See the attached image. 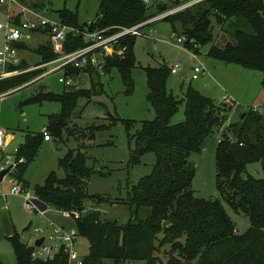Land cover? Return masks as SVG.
<instances>
[{"label": "trees", "instance_id": "1", "mask_svg": "<svg viewBox=\"0 0 264 264\" xmlns=\"http://www.w3.org/2000/svg\"><path fill=\"white\" fill-rule=\"evenodd\" d=\"M18 1L36 11L40 9L33 0ZM179 3L176 0V7L182 6L183 3ZM157 4L158 1L147 6L142 0H99L97 19L89 31L141 25L138 29L141 33L151 24L146 23L156 16L150 15L148 9ZM158 11L166 12L165 8ZM57 15L58 20L72 28L84 30L86 27V23L79 25L76 16L68 11ZM163 20L171 24L177 35L179 27V36L186 40L184 47L191 53L198 56L201 48L208 47L206 56L215 61L261 72L264 91V0H202ZM35 33L31 32L32 36ZM137 37L120 40L123 55L107 57L102 69L104 75L117 70L127 86V94L132 90L131 72L137 64L134 54ZM84 45L81 36L68 35L64 49L71 52ZM18 48L35 53L40 62L56 57L48 41H28L20 43ZM26 67L23 61L17 69ZM143 72L146 100L155 118L140 122L138 129L134 121L122 123L127 132L136 129L131 136L134 148L130 150L129 164H139L146 154H153L156 159L150 174L141 178L125 199L126 204L135 209L126 224L102 220L98 210H86L84 207L86 200L101 202L105 199L87 193V181L97 172L87 166L88 157L84 152L87 145L83 140L84 131H88V138L93 139V131L104 130V125L88 127L83 132L75 128L69 133L68 136H73L78 142V149L68 150L58 162L65 176L58 178L55 172H50L42 185L33 187L23 176L27 166L39 155L44 140L42 133H26L18 147L17 157H23L25 163L17 166V182L24 188H31L35 197L54 211L78 213L73 226L79 238L88 242L83 264H105L107 260L113 264H264V178L244 177L246 167L252 163H260L264 175V114L247 110L239 115L236 122L228 123L225 114L231 109L215 103L190 85L184 88L181 99L174 97L166 88L171 74L167 64L145 67ZM84 73L90 77L99 75L91 67L69 71L74 78ZM37 75L38 71L0 81V95ZM101 90L102 85L91 80L87 91L61 95L39 92L21 106L45 101L59 103V114L49 116L45 126L50 138L58 145L63 142V131L71 122L77 99L97 96ZM180 106H183L184 121L173 125L171 119ZM75 131L82 134L75 135ZM213 134H219L215 167L220 199L204 200L195 197L191 190L195 166L190 156L201 152ZM223 203L248 218L250 226L245 233L235 232L236 227ZM141 208L150 210L145 219L136 217ZM7 240L16 264H66L63 255L52 262L33 261L30 250L16 232ZM165 246L169 247L168 251L163 250ZM161 256L165 260H160Z\"/></svg>", "mask_w": 264, "mask_h": 264}, {"label": "rangeland", "instance_id": "2", "mask_svg": "<svg viewBox=\"0 0 264 264\" xmlns=\"http://www.w3.org/2000/svg\"><path fill=\"white\" fill-rule=\"evenodd\" d=\"M157 1L156 7L148 9L150 15L162 14L158 11L159 8L169 11L176 7V0ZM177 1L185 4L189 0ZM32 2L38 4L39 11L50 18L57 19L58 12L68 11L76 16L79 25L95 22L99 11V0H33ZM2 8L0 7V20L3 21ZM177 30L180 35L178 26ZM141 31L142 35L138 36L135 41L134 54L137 64L131 72L133 86L128 94L122 77L117 70H112L109 74H93L91 77L85 73L79 74L75 82L68 87L58 83V75H52L18 91L14 90L0 100V129L13 134L10 144L6 146V151L12 152L22 145L23 132L39 133L42 127L47 125L48 117L60 112V105L56 101L21 106V103L29 99L31 94L48 91L61 95L87 91L91 87V80L102 85V90L97 96L90 98L81 96L77 99L72 111L71 122L63 131V142L56 147L51 146L52 142L42 143L39 155L25 170L24 180L32 187L42 185L50 172H55L58 178H63L65 172L58 167L59 160L68 150L77 151L78 149V142L68 134L72 133L76 126V131L82 130L83 132L88 127L104 125V130L93 131V139L88 138L90 136L88 131H84L83 140L89 144L84 151L88 157L87 166L97 172L87 181V193L90 196L97 195L105 199L101 202L86 200L84 207L86 210H98L102 220L116 222L120 225L127 223L131 212L135 213V209L126 204L125 199L138 181L150 174L156 159L153 154H146L140 159L139 164H129L130 150L134 148L131 136L138 129L140 122L151 121L155 118L146 100L147 87L143 68L158 67L162 64L171 67L179 64L180 68L177 73L170 74L167 80V90L177 99H181L184 88L188 85L215 103L221 102L224 96L229 97L235 105L225 114L228 123L236 122L239 115L246 112L248 108L264 103L261 72L215 61L206 56L208 47L199 50L197 56L199 61H195L184 45L177 46L173 43L179 35L174 33L171 24L164 20L153 21ZM0 35L2 36L1 33ZM24 55L29 60L28 62L23 60L27 65L40 62L39 57L31 51H26V53L21 51L20 56L24 57ZM197 66H203L206 72L193 75L190 69ZM122 121H134L137 124L136 129L127 132ZM183 121V106H180L178 112L172 117L171 124L175 125ZM109 126L110 128H107ZM76 131L74 133L78 135ZM218 140L219 134H213L207 139L201 152L190 156L191 163L195 166L191 190L197 198L220 199L216 189L215 167V149ZM249 176L254 179L264 178L260 163H252L246 167L244 177ZM0 188L4 189L5 185ZM3 205L0 200V208ZM7 205V211L0 209V264H16L13 249L7 238L16 232L20 234L22 242L30 243L33 236L32 228L39 225V219L25 208L23 200L18 196H8ZM223 205L238 233H245L250 226L248 218L241 213H235L225 203ZM149 214L148 208H141L136 217L145 219ZM46 217L60 225L67 227L74 225L73 220L61 218V215L52 207H48ZM160 237L161 235H158V238ZM77 245L78 255L83 259L88 253V242L79 238ZM163 250L168 251L169 247L165 246ZM160 260H165V257L161 256ZM105 264L113 263L107 260ZM125 264H143V262H126Z\"/></svg>", "mask_w": 264, "mask_h": 264}, {"label": "built area", "instance_id": "3", "mask_svg": "<svg viewBox=\"0 0 264 264\" xmlns=\"http://www.w3.org/2000/svg\"><path fill=\"white\" fill-rule=\"evenodd\" d=\"M142 1L148 6L154 0ZM200 1L202 0H194L166 11L153 17L146 24L163 20ZM0 7H3L5 12L4 20L0 21V33L3 37V45L0 48V81L38 71L35 78L21 85L17 90L28 87L35 82L43 81L52 75H58V83L68 87L75 82V78L69 75V71L72 69L83 70L91 67L99 75H104L102 69L105 59L123 55L124 50L120 48V40L125 37L142 35L138 31L141 25L133 28L111 27L99 31H89L92 23L88 22L84 30L72 28L58 19L47 17L40 11L21 4L18 0H0ZM16 20L18 21L17 24ZM31 32L43 35L45 40L50 43L56 57L48 62H39L23 69H17L23 62L18 45L28 42ZM68 35L81 36L85 45L74 51L66 52L64 46ZM169 42L172 41L169 40ZM173 43L182 46L186 43V40L184 37L178 36L173 40ZM191 56L195 61H199L196 54L191 53ZM169 68L171 74H176L180 65L175 64ZM191 72L193 75L205 73L203 66L194 67ZM218 104L232 108L235 102L224 96ZM247 110L255 114H264V103L254 105ZM40 133H42L44 141L50 140L45 127L41 129ZM7 142V133L5 130L0 129V172L11 167L0 182V186L5 185L4 189L0 188V200L4 204L0 209L8 210V196H18L23 200L25 208L39 219V225L32 228L33 236L30 243H25L30 250L31 259L33 261L52 262L57 256L63 255L66 257V264H83V259L78 255L77 240L79 236L77 230L74 226L67 227L48 219L46 217L48 206L46 211L41 212L32 203L33 199H37L32 189L24 188L15 178L17 166L24 164L25 160L23 157H17L18 148H15L12 152L6 151ZM58 213L63 219L74 220L79 217L76 212L62 211ZM41 239L42 242L36 245Z\"/></svg>", "mask_w": 264, "mask_h": 264}, {"label": "crops", "instance_id": "4", "mask_svg": "<svg viewBox=\"0 0 264 264\" xmlns=\"http://www.w3.org/2000/svg\"><path fill=\"white\" fill-rule=\"evenodd\" d=\"M3 9V8H2ZM3 17H5V12H4V9H3V12H2V14H1ZM0 21H2V20H0ZM1 36V35H0ZM2 37V36H1ZM29 41H31V42H35V43H41V42H43V41H46L45 40V38H44V36L43 35H41V34H38V33H35L33 36H32V34H30V40ZM2 45H3V37H2V41H1V46H0V48L2 47ZM21 51H23L24 53H26V51L27 50H21ZM22 59L25 61V62H28L29 60H28V57H26V55H24V57H22ZM37 64V63H36ZM29 65V64H28ZM27 65V66H28ZM30 66V65H29ZM204 71L206 72V70L204 69ZM190 72H191V69H190ZM78 77V76H77ZM58 81V80H57ZM43 86H44V88H45V90H46V86H45V84H43ZM207 86H209V85H207ZM15 91H18L17 90V88L16 89H14ZM14 90H11V91H8L7 92V94H10V92H13ZM47 91V90H46ZM7 94H2V95H0V100H2L4 97H5V95H7ZM32 96V94L30 95V97ZM76 125V124H75ZM42 128H44V127H42ZM76 128H77V126H76ZM6 132V131H5ZM7 133V132H6ZM26 133H31V134H35V133H32V132H23V141H24V135L26 134ZM39 133H40V131H39ZM7 135H9L8 136V142H7V144H10V142H11V140H12V137H13V134H8L7 133ZM50 142H52V145L51 146H53V147H56L57 146V144L52 140V138H50V140L49 141H43V143H50ZM23 143V142H22ZM84 144L85 145H89L88 143H85L84 142ZM8 147V146H7ZM23 178H24V176H23ZM26 181V180H25ZM29 185V184H28ZM30 186V185H29ZM31 187V186H30ZM33 187V186H32ZM12 235V234H11ZM20 235V234H19Z\"/></svg>", "mask_w": 264, "mask_h": 264}, {"label": "water", "instance_id": "5", "mask_svg": "<svg viewBox=\"0 0 264 264\" xmlns=\"http://www.w3.org/2000/svg\"><path fill=\"white\" fill-rule=\"evenodd\" d=\"M157 1L156 0H154L153 1V3H156ZM193 164V163H192ZM10 168L11 167H8L7 169H5V170H3V171H1L0 172V182H1V180H2V178L10 171ZM32 203L41 211V212H44V211H46V209H47V205L43 202V201H41V200H39V199H33L32 200ZM166 225V223H164L163 224V226H165ZM236 233H238V231L236 230L235 231ZM42 242V239L41 240H39L37 243H36V245H39L40 243Z\"/></svg>", "mask_w": 264, "mask_h": 264}]
</instances>
